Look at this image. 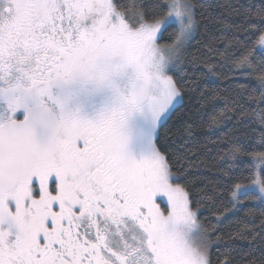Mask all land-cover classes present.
<instances>
[{
    "label": "snow or ice",
    "instance_id": "snow-or-ice-1",
    "mask_svg": "<svg viewBox=\"0 0 264 264\" xmlns=\"http://www.w3.org/2000/svg\"><path fill=\"white\" fill-rule=\"evenodd\" d=\"M0 264H264V0H0Z\"/></svg>",
    "mask_w": 264,
    "mask_h": 264
},
{
    "label": "trees",
    "instance_id": "trees-1",
    "mask_svg": "<svg viewBox=\"0 0 264 264\" xmlns=\"http://www.w3.org/2000/svg\"><path fill=\"white\" fill-rule=\"evenodd\" d=\"M205 2H208V0H205ZM211 2L222 3V2H226V0H211ZM166 40H167V35L165 36V40L162 41V43L165 42ZM257 211H259L258 205H257ZM240 215H243V213H240ZM204 217L208 220H214L215 219V217L212 216V214L210 212H208L207 210H204ZM235 219H236V217L232 216L229 221H226L225 224L223 225L224 229L227 230L229 228L235 227V223H234Z\"/></svg>",
    "mask_w": 264,
    "mask_h": 264
}]
</instances>
